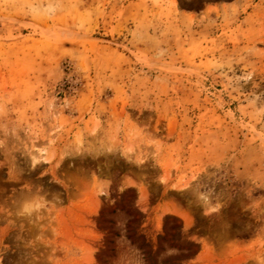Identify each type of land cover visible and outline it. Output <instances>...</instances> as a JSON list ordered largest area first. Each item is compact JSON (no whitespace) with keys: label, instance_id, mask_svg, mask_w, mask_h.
Listing matches in <instances>:
<instances>
[{"label":"rangeland","instance_id":"rangeland-1","mask_svg":"<svg viewBox=\"0 0 264 264\" xmlns=\"http://www.w3.org/2000/svg\"><path fill=\"white\" fill-rule=\"evenodd\" d=\"M0 264H264V0H0Z\"/></svg>","mask_w":264,"mask_h":264},{"label":"trees","instance_id":"trees-1","mask_svg":"<svg viewBox=\"0 0 264 264\" xmlns=\"http://www.w3.org/2000/svg\"><path fill=\"white\" fill-rule=\"evenodd\" d=\"M130 215V214H129ZM127 238H130L129 236ZM142 247V245L140 246V248Z\"/></svg>","mask_w":264,"mask_h":264}]
</instances>
